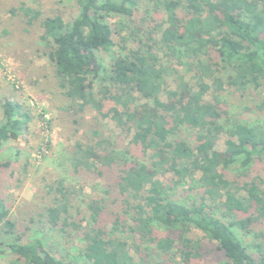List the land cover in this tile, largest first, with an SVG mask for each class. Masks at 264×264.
<instances>
[{
  "label": "trees",
  "instance_id": "16d2710c",
  "mask_svg": "<svg viewBox=\"0 0 264 264\" xmlns=\"http://www.w3.org/2000/svg\"><path fill=\"white\" fill-rule=\"evenodd\" d=\"M75 2L68 20L41 18L29 6L10 11H21L28 25L39 21L65 109H93L130 136L132 149H118L96 130L98 138L76 141L70 156L75 171L107 175L115 208L93 197L83 212L63 180L48 186L56 194L46 223L84 238L67 259L42 238L27 237L28 226L19 230L0 195V257L8 253L12 264H200L216 251L223 264H264V255L256 256L236 232L264 226V175H226H245L264 162V120H241L223 96L250 86L264 94V0ZM114 47L118 54L107 69L100 53ZM254 107L264 112V97ZM1 114L0 150L31 121L17 100L4 101ZM11 163L0 159V169ZM185 185L196 189V199L174 198Z\"/></svg>",
  "mask_w": 264,
  "mask_h": 264
},
{
  "label": "rangeland",
  "instance_id": "374dc122",
  "mask_svg": "<svg viewBox=\"0 0 264 264\" xmlns=\"http://www.w3.org/2000/svg\"><path fill=\"white\" fill-rule=\"evenodd\" d=\"M19 6L40 10L41 18L60 14L68 20L74 16L77 5L75 0H0V119L1 105L6 100H17L26 106L31 116L24 133L10 139L0 150V159L12 162L8 168L0 169V195L10 208V216L16 220L19 230L28 226L27 237L42 238L48 249L69 259L83 247L84 238L79 231H72L67 236L46 223V208L56 194L55 189L48 190V186L55 180H63L64 185L76 194V202L83 212L93 197L105 198L108 207L115 208L113 200L117 193L109 187L107 175L100 178L93 172L75 171L70 156L74 143L86 142L96 130L102 137L114 140L118 149L127 146L130 136L124 137L109 116L102 119L93 109L87 108L79 113L65 109L67 101L57 86L54 67L44 54L47 47L40 39L42 27L38 20L28 25L21 11H10ZM117 54V47L101 52L103 66L108 69ZM263 95L261 90L252 86L242 92L223 93L232 113L248 122L264 120V112L254 107ZM205 99L211 102L210 97ZM145 102V98L140 97V103ZM97 138L93 137L94 140ZM223 140L221 137L217 143L218 151H222ZM237 172L226 170V175L239 180L264 175V162L254 163L245 175H237ZM197 196L196 189L190 190L188 185L179 187L174 193V198L181 201ZM81 224L83 227L85 222ZM110 226L108 223L107 230ZM252 227L251 232L237 228L236 232L256 256L264 255V226L255 223ZM156 230L159 234L166 233L161 227ZM114 233L121 234L119 230ZM131 255L134 262L139 263L138 255L133 251ZM13 259L7 253L0 257V264H12ZM197 261L200 264H223L216 251H209Z\"/></svg>",
  "mask_w": 264,
  "mask_h": 264
}]
</instances>
